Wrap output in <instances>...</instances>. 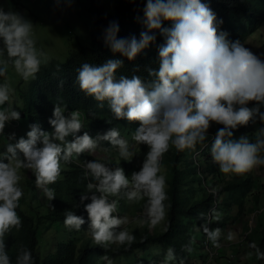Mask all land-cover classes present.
Wrapping results in <instances>:
<instances>
[{
	"label": "clouds",
	"instance_id": "clouds-1",
	"mask_svg": "<svg viewBox=\"0 0 264 264\" xmlns=\"http://www.w3.org/2000/svg\"><path fill=\"white\" fill-rule=\"evenodd\" d=\"M53 2L70 7L73 0ZM143 23L139 39L118 38L119 24L112 21L105 29L104 42L114 56L131 62L156 41L158 33L164 43L158 48V68L146 70L150 79L135 73L117 76L122 59H108L100 65L84 62L76 70L75 83L86 98L101 108L106 104L114 120L137 125L130 138L116 127L93 137L84 130L80 111L67 112V105L60 102L54 104L48 120L51 131L33 123L18 138L15 132L5 133L7 126L21 119L9 71L25 82L35 80L50 57L37 47L30 20L0 8V137L5 140L0 151V264H13L6 237L22 227L17 209L25 195L20 183L25 173H31L35 186L53 201L56 194L50 185L62 178V164H78L87 184L76 207H83L87 219L66 210L64 226L79 232L87 224L92 240L108 249L134 242L135 236L126 227L129 223L150 230L165 223L170 205L166 204L163 158L173 148L184 152L196 151L198 145L208 147L213 125L218 128L210 143V158L225 180L264 167V59L219 32L216 15L201 0H146ZM257 122L261 126L253 133L254 139L248 135L233 138L236 130ZM141 145L147 151L139 170L126 174L119 161H133ZM113 150L119 158L116 166L101 159H80L85 153L95 156ZM120 201L140 205L141 213L131 220L120 216ZM219 235V229L209 233L214 246ZM250 247L264 259L255 244ZM102 259L112 264L109 257ZM177 260L173 248L165 250L163 264ZM15 264H36L31 250L21 247Z\"/></svg>",
	"mask_w": 264,
	"mask_h": 264
},
{
	"label": "trees",
	"instance_id": "trees-1",
	"mask_svg": "<svg viewBox=\"0 0 264 264\" xmlns=\"http://www.w3.org/2000/svg\"><path fill=\"white\" fill-rule=\"evenodd\" d=\"M201 2L207 4L214 12L217 17L218 31L226 33L229 41L238 40L246 46L245 43L264 22V0H201ZM73 3L84 4L85 11L93 25L91 43L88 46L72 49L64 62L49 64L48 69L42 72L31 86L30 94L26 97V111L22 118L28 129L30 124L39 123L43 130L51 131L48 120L52 117L51 111H53L54 104L60 102L67 105L69 112L80 111L82 118L88 124L86 131L93 137L97 133L103 134L109 128L116 127L126 138L132 125L124 120H114L106 104L101 108L92 98H86L75 83L76 70L84 62L100 65L108 59H122L123 67L117 72V76L130 77L135 73L148 80L150 77L146 70L158 68V48L164 43V39L157 33L156 41L140 53L135 60L129 62L124 57L113 55L104 42V32L107 25L115 21L119 24L118 38L135 36L139 39L140 33L145 30L143 18L146 0H113L114 8L111 12L97 0H73ZM258 126L257 122L254 125L239 128L234 132L233 138L248 135L250 139H254L253 130ZM217 128L216 125L211 128L209 139L206 142L208 145ZM107 146L105 144V147ZM203 148L198 145L196 151L184 152H177L173 149L163 158L162 165L168 172L166 176L169 199L166 204L170 207L168 208L169 222L165 224L162 233L152 235L144 226V231L137 229L133 232L135 240L130 246L112 245L108 249L98 246L93 240L82 242L87 224L79 232L65 228L63 221L66 210H72L87 219L83 207L78 209L76 207L79 203V195L86 191L87 180L84 179L83 169L78 164H62V178L50 185L51 188H55V200L46 202L45 210H35L31 204L24 206L27 210L21 204L17 209L22 220V227L18 232L13 230L6 237L8 254L13 264H15L16 255L21 247L31 250L36 264H106V261L102 259L103 256L109 257L112 264H118L124 259L134 263L143 258V256H138V252L146 253L150 246L160 244L173 248L179 257H183L181 255L193 244V241H196L195 244L198 246L200 259L205 257L202 248L203 241H197V234L204 232L207 234L208 227L209 232H214L232 224L242 216L249 203L247 193L253 191V201L256 204L260 203L261 198L259 199L257 194L260 192H254L256 182L252 179L251 173L225 180L221 173L215 171L218 169L217 166H211L207 161L199 165V161H195L196 158L193 156L201 152ZM80 159H101L102 162L110 163L112 166H116L119 160L115 150L108 154L97 153L95 156L85 153ZM119 163L121 167L125 165L122 160ZM140 164L133 163V167L139 169ZM129 169L126 167L125 171L129 172ZM211 176L215 177L212 190L198 186L205 179L208 183ZM33 179L35 180L34 176ZM197 187L200 188L198 191ZM29 194H32L31 198L35 197V194ZM50 205L54 206V211ZM120 205L125 208L126 203L120 201ZM133 213H137V210ZM196 222L198 223L197 228H202L200 231L195 230ZM183 227V233L179 235V230ZM261 229L263 234L260 230H255L251 236L252 244L256 245L260 253H264V227ZM258 233L260 235H255ZM50 234H53L54 238L57 234V242L48 239ZM59 236H61L60 239ZM53 243H55L54 247L50 248ZM251 251L257 253L256 249L252 248ZM262 262L263 259H259L258 264ZM147 263L155 264L150 258Z\"/></svg>",
	"mask_w": 264,
	"mask_h": 264
},
{
	"label": "rangeland",
	"instance_id": "rangeland-1",
	"mask_svg": "<svg viewBox=\"0 0 264 264\" xmlns=\"http://www.w3.org/2000/svg\"><path fill=\"white\" fill-rule=\"evenodd\" d=\"M106 10L111 12L114 8L113 0H97ZM0 8H3L5 12H14L20 14L27 20H30L34 25L35 31V38L37 40V47L42 49L47 55L50 57V62L46 66H42L40 72L37 74L36 79L38 76L48 69L49 64L51 62H64L69 56V53L72 49L77 48L79 46H88L91 43V35L93 32V25H91L89 16L85 11L83 3H72L70 7H66L64 3H61L59 6L54 4L53 0H0ZM246 47L250 48L256 55L260 56L261 59H264V22L261 28L254 33V35L249 38V40L245 43ZM9 79L12 83V86L16 89V98L18 100V104L15 105L18 111H21V125L18 126L19 131L17 136H25L29 129L27 128L24 119L22 116L25 114L26 111V97L30 94L31 86L33 85L34 81L31 80L28 82L23 81L20 79L14 72L11 70L9 71ZM3 78L0 80L2 81ZM264 110V109H262ZM53 111H51L52 114ZM67 112H69L67 110ZM67 114V113H66ZM19 120V121H20ZM18 121V123H19ZM85 121V131L88 129V124ZM259 124V123H258ZM137 125L132 124L130 132H128L126 138H130L131 131L135 130ZM261 125L254 129L255 132ZM211 129L209 130V132ZM82 134V133H81ZM174 149V148H173ZM171 149V150H173ZM3 150V146L0 145V151ZM147 151V149L141 145L140 149L138 150L137 157L133 159L130 163H126L123 165V169L125 170L126 167L130 168L129 172L126 174H131L133 171H137L139 169H135L133 167V163L140 164L143 160V155ZM201 152H197L193 158H196L195 161H199V165H203V163L209 162L210 165L215 166L210 158V145L208 147H204L200 150ZM205 155V156H204ZM200 157V158H198ZM165 174L167 175L168 172L165 170L166 168L163 166ZM219 172L218 169L215 170ZM251 177L254 181L257 182L258 186H262L264 184V167H261L251 173ZM21 187L24 190V197L21 199L20 204L22 207L27 210L24 206L27 204L33 205V209L37 210H45L46 202H53L47 200L43 192L35 186V180L33 179V175L31 173H25L21 179ZM213 183H215V177L211 176V180H208L206 183V179L202 181V184H198L199 187H204L207 190H212ZM263 183V184H262ZM197 187L196 190L198 191L200 188ZM168 188V187H167ZM55 190V188H54ZM56 192V191H55ZM35 194L34 198H31L32 194ZM140 205H125V208L120 205L119 215L122 214L129 216L130 220L138 216L142 209L140 210ZM264 208L262 205L258 210L255 211V214H258L260 209ZM256 209V208H255ZM137 210V213H133ZM252 210V209H251ZM249 211V215L252 214V211ZM259 215V214H258ZM253 217V214L251 215ZM186 221V220H185ZM258 221L257 217H254V223ZM169 222V211L167 215V219L165 223L161 226L156 227L154 230L149 229V233L152 235L162 233L165 224ZM133 224V225H132ZM130 225H132L130 227ZM198 223L195 224V230L198 231L197 228ZM127 229L130 232H134L137 229L143 230L144 226H139L135 223H129L126 225ZM254 228V224H251L250 228ZM262 226H259L260 232L263 234V230L261 229ZM183 229H180L179 235ZM249 230V228H247ZM223 231V230H222ZM221 232V231H220ZM247 233V232H246ZM253 233L248 234L251 236ZM50 234L48 237L49 240H55L57 242V234L55 238ZM222 235V233H221ZM255 235H260L255 234ZM189 236H191V232H189ZM201 236V234H197V237ZM223 236V235H222ZM59 239L61 236L58 237ZM201 238V237H200ZM92 240L90 235L88 234L87 227L84 230V236H82V242ZM199 241V239L197 240ZM50 245L51 247H54ZM149 249V248H148ZM48 250V248H47ZM202 251V250H201ZM187 252V251H186ZM250 253V250H248ZM140 253V252H139ZM256 255V252H255ZM143 261V260H142ZM248 261V258H247ZM117 263V262H115ZM118 264H127L126 260H120ZM247 264H249L247 262Z\"/></svg>",
	"mask_w": 264,
	"mask_h": 264
},
{
	"label": "crops",
	"instance_id": "crops-1",
	"mask_svg": "<svg viewBox=\"0 0 264 264\" xmlns=\"http://www.w3.org/2000/svg\"><path fill=\"white\" fill-rule=\"evenodd\" d=\"M1 79L2 78H0V80ZM20 125H21V120L19 121V123L18 121H13L9 126L6 127L5 133L15 132L17 135V133L19 132L17 131V129H19L18 126ZM17 137L19 138V136ZM4 143H5L4 138L0 137V145L3 146ZM254 192H260V193H257L259 196V199L261 198L260 203L256 204L253 201L254 193L252 194L250 192L247 193V197L249 196V198H247V202L249 203L247 204L242 216L238 217L235 221H233L232 224H228L224 228L222 227L219 228L221 232H220L219 239L217 242L218 246L224 245L225 243H232V245L228 247H224L222 249L220 257L216 259L212 264H247V262L249 264L259 263L260 258H258L257 253L255 255V253L251 251L252 248L250 247V245H252L253 240H252V236H249L248 234L253 233L255 230H259V226L264 227V214H259V215L255 214V211L258 210L262 205H264V184L262 186H258L256 182V188ZM250 210L252 211L253 217H251L252 214L249 215ZM234 212H236L235 209H234ZM254 217H257L258 219L256 223H254ZM251 224H254V228L252 227L250 228ZM247 228H249V230H247ZM201 229H202L201 227L198 228V231H200ZM221 233L223 236L221 235ZM246 235H247V238H246ZM205 236H206V232L201 234V236H198V239H200L199 241H203ZM243 238H246V241H244ZM195 242L196 241H193L192 242L193 244L190 247H188L187 250H185V252L181 255L183 257H179L176 254L178 260L177 262H174V264H178V261L180 259L183 260V264H200L201 263L202 260L199 257L198 246L195 244ZM168 248L169 247L166 246L165 244L150 246L146 253L144 251H141L140 253L137 251L138 256H141V257L143 256L142 259H138L134 263H132L133 261H130V262L126 261V263L127 264H148L147 261L150 258L154 260L155 264H163L164 253H165V250ZM248 250H250V253L248 252ZM247 258H248V261H247ZM262 264H264V259H263Z\"/></svg>",
	"mask_w": 264,
	"mask_h": 264
},
{
	"label": "built area",
	"instance_id": "built-area-1",
	"mask_svg": "<svg viewBox=\"0 0 264 264\" xmlns=\"http://www.w3.org/2000/svg\"><path fill=\"white\" fill-rule=\"evenodd\" d=\"M258 214H264V208L260 209L258 211ZM209 233L210 232H209V227H208L207 234L202 242V248H203L205 257L201 258L202 261L200 264H212L216 259L220 257V254L224 247H228L232 245V243H225L224 245H221L218 247L213 246L212 245L213 243L209 239ZM246 238H247V235H246ZM246 238H243V240L246 241Z\"/></svg>",
	"mask_w": 264,
	"mask_h": 264
}]
</instances>
